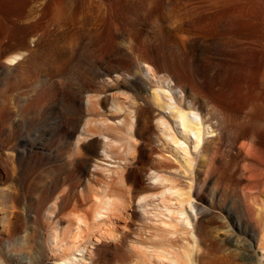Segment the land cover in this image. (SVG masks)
<instances>
[{"label":"bare ground","instance_id":"1","mask_svg":"<svg viewBox=\"0 0 264 264\" xmlns=\"http://www.w3.org/2000/svg\"><path fill=\"white\" fill-rule=\"evenodd\" d=\"M207 2V12L189 17L193 24L204 19L210 32L187 41L202 60L188 61L196 64L197 85L187 63L174 69L157 48L135 55L144 44L131 33L116 32L113 46L115 54L134 56L125 71L78 61L80 35L58 61L27 51L0 61V264H218L209 221L222 186L215 174L228 155L222 147L229 142L243 160L242 198L264 193V160L254 146L263 148L254 126L264 128V120L244 116L246 128L235 122L232 129V110L209 94L206 80L213 71L256 83L262 91L253 97L264 110V0ZM96 76L111 93L85 90ZM20 80L25 87L6 95ZM121 87L125 97L115 93ZM50 90L61 92L58 109L43 103ZM96 109L124 115L111 123L91 117ZM245 203L220 241L243 248L236 258L244 264H264V218L259 223ZM241 220L249 225L247 241L237 234Z\"/></svg>","mask_w":264,"mask_h":264},{"label":"rangeland","instance_id":"2","mask_svg":"<svg viewBox=\"0 0 264 264\" xmlns=\"http://www.w3.org/2000/svg\"><path fill=\"white\" fill-rule=\"evenodd\" d=\"M12 1H0V61L8 60L10 55L17 51H27L26 54L31 53L38 61H58L63 58L67 50L77 46L74 39L80 35L82 38L77 46L76 57L78 61H96L91 64L86 63L85 66L88 68L101 69L120 66L125 71L127 70L126 61H133L134 56L115 54L113 46L119 42H117L119 38L116 37V32L131 33L130 37L135 43L141 42L138 46L144 44L143 47L141 46L142 48L140 47L141 49L136 48L135 55L140 51L150 53L153 48H157L164 53L165 60L174 69H179L181 67L179 65L182 64L185 67V63H187L188 76L194 78V80L192 79L194 82L196 64L192 63L188 66V61L202 60L194 58L187 46V41L193 38L202 39L210 33L204 19H200L197 24L189 21V17L192 15L203 14L204 10L208 11V0H14L13 4ZM147 6L150 8L146 11ZM156 16L162 19L161 24L153 23ZM64 17L66 21L62 19ZM238 28L241 29L240 25ZM235 33L237 32L235 31ZM232 34L229 36L233 38ZM236 38H241V41L245 39L239 37V34L236 35ZM143 49L146 50L143 51ZM165 60L157 59V61ZM73 66L72 76L80 69L81 65L80 62H76ZM88 70L90 69H84V71ZM209 74L210 76L206 80L209 94L220 98V101L223 99L222 103L232 110L234 116L233 122L231 121L232 129L236 128V123H238L237 130L246 128L242 125L244 116L255 115L258 117L259 115L258 118L264 120L263 107L261 108L253 97L254 93L261 90L256 83H240L237 81V77L214 74L213 71H210ZM102 79V77L96 76L92 80H88L85 90L89 94H100V96L111 93L112 90H109L111 87ZM23 82L20 80L13 83L6 90V95L23 89L25 87ZM194 83L197 85L198 80L197 83L196 81ZM123 88L115 90V93L119 91L116 94L125 97L128 90ZM61 98L60 91L50 90L43 103L45 107L55 103L58 109L62 104ZM209 111L212 112V109ZM123 115L122 111L114 113L111 110L96 109L92 112L91 117L106 118L113 123L115 119L117 121ZM115 116L119 118H114ZM254 128L257 141L263 146L260 148L258 144H254L257 149L256 153L264 160V128L260 125H256ZM222 149L228 155L221 159L215 174V180L222 186L220 196L210 204L213 216L209 221V227L213 233L212 241L218 253V264H244L243 261L236 258L241 254L243 248L230 250L228 244L220 241V235L223 230L233 228V222L239 221L240 207L244 206L245 201L248 210H252L254 216L258 217L259 223H262L264 193L255 191L250 194L247 200L242 198L243 195L239 191L237 167L242 164L243 160L229 146V142L224 143ZM110 160L113 161V159ZM96 189L100 191L103 186L98 185ZM248 203L249 205L251 203L252 208L250 206L249 209ZM259 223L258 225L261 226ZM240 224L243 232L240 231L237 234L242 240L244 239L243 241H247L250 237L248 238V234L244 233V230H249V225L243 220L240 221ZM259 233L260 228L257 230L256 244L261 239Z\"/></svg>","mask_w":264,"mask_h":264}]
</instances>
